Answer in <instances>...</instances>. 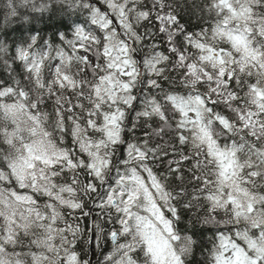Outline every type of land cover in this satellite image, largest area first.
<instances>
[{
	"label": "snow or ice",
	"instance_id": "snow-or-ice-1",
	"mask_svg": "<svg viewBox=\"0 0 264 264\" xmlns=\"http://www.w3.org/2000/svg\"><path fill=\"white\" fill-rule=\"evenodd\" d=\"M0 264H264V0H5Z\"/></svg>",
	"mask_w": 264,
	"mask_h": 264
},
{
	"label": "trees",
	"instance_id": "trees-1",
	"mask_svg": "<svg viewBox=\"0 0 264 264\" xmlns=\"http://www.w3.org/2000/svg\"><path fill=\"white\" fill-rule=\"evenodd\" d=\"M5 3V0H0V12L3 11V5ZM195 19L193 18V23H195ZM17 22H14L11 27H15ZM35 27L38 30H42L41 31V35L42 36H51L53 34V32H55L57 30V27H59V25L55 22V21H37L35 23ZM20 35L19 32H13L11 37H8L9 40L15 39L16 37H18ZM86 251L89 252V255L91 254V249H87ZM197 259H202V257H197Z\"/></svg>",
	"mask_w": 264,
	"mask_h": 264
}]
</instances>
